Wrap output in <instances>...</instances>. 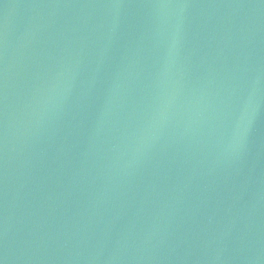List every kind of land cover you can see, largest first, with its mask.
I'll return each mask as SVG.
<instances>
[{
    "label": "water",
    "instance_id": "obj_1",
    "mask_svg": "<svg viewBox=\"0 0 264 264\" xmlns=\"http://www.w3.org/2000/svg\"><path fill=\"white\" fill-rule=\"evenodd\" d=\"M0 264H264V0H0Z\"/></svg>",
    "mask_w": 264,
    "mask_h": 264
}]
</instances>
